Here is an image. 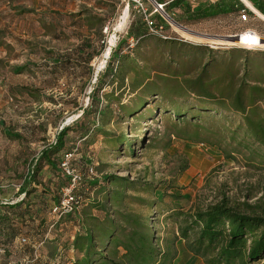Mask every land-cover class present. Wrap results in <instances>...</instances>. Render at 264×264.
<instances>
[{"label":"rangeland","instance_id":"374dc122","mask_svg":"<svg viewBox=\"0 0 264 264\" xmlns=\"http://www.w3.org/2000/svg\"><path fill=\"white\" fill-rule=\"evenodd\" d=\"M16 1L19 0H0V100L1 115L22 139L0 141V201L20 199L14 195L31 170L32 160L64 127L68 128L65 147L58 154L73 151L71 164L83 178L77 193L78 210L57 221L49 212L51 196L61 197L55 187L58 183L64 185L65 180L42 166L36 176L37 191L46 189L50 196L38 200L36 222L18 228L26 243L47 237V241L56 238L70 244L80 226L86 227L92 218L100 221L108 216L121 223L124 214H133L148 218L162 246L160 241L177 237L183 218L179 214H193L222 199L242 212L264 211V160L253 162L247 151L241 155L234 151L229 132L241 117L220 107L221 103L230 106L241 82L264 88V51L211 42L235 38L246 30L264 35V20L249 14L246 21L231 15L195 23L178 22L177 11L175 16L164 11L166 16L147 0L153 17L161 18L166 26L160 34L166 39L146 37L136 45L127 36L141 19L129 13L123 23L122 0H23L31 3L32 15L39 16V27L26 30L29 34L20 32V24L29 23V16L19 9L12 13ZM90 10L106 18L100 31L105 37L103 43L98 27L92 25L93 19L87 20L93 15ZM105 27L111 31L107 36L102 33ZM20 36L25 38L22 41H28L24 56L32 55L40 64L43 58L61 54L68 60L63 65L64 72H49L47 76V72L12 73L10 64L18 63L9 64L6 58L10 61L20 54ZM111 37L114 44L105 58ZM114 51L127 58L114 60L113 68L121 65V71L111 78L104 77L98 89L96 80ZM88 56L91 59L87 63ZM103 58L104 65L99 67ZM244 72L254 73L245 77ZM259 97L264 116V93ZM200 105L212 106L216 111H199L200 116L188 122H176L171 112ZM213 116L216 119H211ZM127 146L133 148L132 153ZM91 164L94 175L88 176L86 169ZM104 177H122L136 183V187L125 183L121 188ZM92 181L99 183L92 187L88 185ZM142 184L149 185L151 193L136 189ZM118 196H123V201ZM4 247L0 264H18L29 255L24 246ZM175 248L173 264H204L185 250L181 240ZM37 249L43 258L47 254L46 242ZM74 256L70 251H60L57 260L50 263L68 264Z\"/></svg>","mask_w":264,"mask_h":264},{"label":"trees","instance_id":"16d2710c","mask_svg":"<svg viewBox=\"0 0 264 264\" xmlns=\"http://www.w3.org/2000/svg\"><path fill=\"white\" fill-rule=\"evenodd\" d=\"M154 1L163 5V10L169 16H175L174 9L181 10V13L175 19L178 22L195 23L199 20H206L216 14L207 2H199L194 5L190 0ZM247 1L264 16V0ZM243 8L236 7L233 9L228 7L226 12L238 13V10ZM139 17L141 19L139 25H136L128 32L127 36L131 37L130 39L134 41V44L137 45L141 38L146 37L166 39L149 32L146 24L142 21V17ZM90 19H93L92 25L98 27V35L103 43V38L105 37L100 34V31L106 18L89 15L87 20ZM152 19L156 21L158 26L163 29L166 28V26H163L161 18L157 20L158 16H154ZM118 54V51L111 53L109 63L96 80V88L99 89L101 87L100 81L104 77L111 78L116 72L121 71V65L113 68L114 60H124L127 56H118ZM90 59L91 56H88L86 62L88 63ZM67 61L64 60L63 65ZM61 64L62 62H59L56 65L61 66ZM20 69L12 67L11 72L19 74L21 73L19 72ZM48 73H45V76ZM252 73L254 72H244V76L251 77ZM261 93H264V88H260L257 84L249 86L245 82H241L237 86L230 106L224 103L220 104V107L241 117V121L230 129L228 140L235 146L234 151L237 154L241 155L243 151H247L251 156L249 158L250 161L253 162L255 160L263 162L264 160V116L261 115L259 106L261 98H258ZM247 94L249 95L247 96ZM213 109L209 105H200L193 106L187 110L175 108L171 112L176 122L181 120L188 122L194 121L195 117H199V111L204 114L205 112L216 111V109ZM185 113H189V116L184 117ZM207 117L209 116L204 118ZM211 119L216 118L213 116ZM67 131L68 128L66 127L59 130L54 137V141L41 150L39 155L32 160L31 170L27 171L14 195V198L21 196L20 199L15 203H12V200L0 201V253H2L0 254V262L5 253L4 246L13 244L18 247L24 246L25 249L29 250V255L22 258L18 264H40L42 261L45 264H51L50 261L55 262L57 260L60 251H70L75 254L74 258L67 261L68 264H173L177 256L175 244L180 240L184 243L185 250L194 257L201 259L204 264H257L260 261H264V211L261 214L242 212L238 206L229 204L225 199L203 209H198L193 214H179L183 218H181L182 220L177 227V237L165 243L163 240L160 241L163 243L162 246L157 243L158 241L147 222L148 218L142 219L133 214H124L121 223L112 220L108 216L100 221L97 218H92L86 227L80 226L79 231L71 239L70 244L66 242L60 243L59 239L56 238L47 241V237L34 243H26V239L20 236L19 229L23 225L29 224V226H32L36 222L39 214L38 200L45 196H50V192L46 189H42L43 194L37 191L36 176L42 166H46L49 172H54L56 176H60L65 180L64 185L56 184L55 188L60 190L61 197L57 199L55 196H51L50 215L56 217L57 221H59L62 217L76 212L80 206V199L77 193L83 184L82 176L80 184L75 191L76 199L72 203L71 209L60 214L52 212L54 208L60 205L62 191L69 184L68 178L60 169V162L66 154H72L70 167L75 169L71 164L74 155L73 151H65L60 156L58 154L65 147L64 137ZM12 138L14 140L22 139L18 134H12ZM127 148L132 153L133 148L131 146H127ZM87 170L88 166L86 169L88 174ZM103 179L114 181L121 188L127 185L124 186L125 183L135 185L133 186L134 188L136 187V183L128 182L122 177H104ZM97 183L99 181H92L88 182V185L94 187ZM136 189H141L142 193H151L152 191L147 184L139 185ZM118 199L123 201V196ZM140 201L144 202L143 200ZM96 209H99V206ZM149 214L150 212H148V217ZM45 242L47 254L41 258L37 247Z\"/></svg>","mask_w":264,"mask_h":264},{"label":"crops","instance_id":"0c3cea01","mask_svg":"<svg viewBox=\"0 0 264 264\" xmlns=\"http://www.w3.org/2000/svg\"><path fill=\"white\" fill-rule=\"evenodd\" d=\"M22 1L23 0H19V1H16L14 4H12V6L15 7V8H13L12 13H14V11H17V9H19V11L22 14L25 13V15L29 16V19H30L29 23L24 24V25L20 24L21 25L20 32L22 34H29L27 31L30 30L32 27H39L38 21H36V20H39V16L38 15H32L33 10L31 9V3L30 2L25 3ZM195 1H196V3L194 5H197L199 2H207L211 6L212 10L216 12V14L214 16L209 17L207 19L217 18L219 16H221V17L229 16L230 17L231 15H238L237 12H235V13L234 12H226V10L228 9V7L234 9L236 7L242 8V7L246 6L245 3L241 0H195ZM20 2H22L21 7L16 8V6H18V4ZM190 2H191V0H190ZM8 5H9V3H6L5 6H8ZM23 7H27V8H23ZM93 9H96V8H93ZM34 11H36V10H34ZM98 11H99V9H98ZM175 11H177L178 13H181V10H179V9H174V12ZM90 12H91V10H90ZM91 13L94 16L99 17V14H96L93 11ZM203 20H199L198 22L203 21ZM19 38H20V40L18 41L17 45L19 46V49L21 51L20 54H17L16 58L12 59L10 61H8V59L6 58L7 63L9 62V64L13 63V62L18 63V64H10V65H12L11 68L12 67L21 68L19 72H64V70H63V62H64L63 55L56 54V55H52L51 57L49 56L48 58H43L42 60H40L41 63L39 64L36 62V61H38V58H36L32 55L24 56V52L26 51L25 50L26 44H28V41L27 40L22 41V40H25L24 37L20 36ZM1 59L2 58H0V62H1ZM59 62H62L61 66L56 65ZM7 68H8V66H7ZM0 104H1L0 105V141L8 143L7 141L11 142L12 140H14L12 138V134H14L16 132L12 131V129L9 128L8 123H6L4 114L1 115V113L3 112L1 100H0ZM2 154H3V152H2Z\"/></svg>","mask_w":264,"mask_h":264},{"label":"built area","instance_id":"2783aa9c","mask_svg":"<svg viewBox=\"0 0 264 264\" xmlns=\"http://www.w3.org/2000/svg\"><path fill=\"white\" fill-rule=\"evenodd\" d=\"M145 1H147V0H122L123 4H125L124 11H126V18L128 19L129 13L137 14V15L141 16L142 21L146 24L149 32H151L152 34L160 36L161 30L163 28L161 26H158L156 24V21L152 19L154 12H150L146 4L149 1L150 3L153 4L155 9L164 12L163 5L158 4L159 6L157 7L155 4L156 2L154 0H148L147 2H145ZM254 10L251 8H248L247 6H245L243 9H239L238 10V19L240 21H246L248 16H249V13L260 18V16H258V13H257L258 11L256 9H254ZM102 33L107 36L108 34L111 33L110 28H108V27L103 28ZM243 33H249V35L254 34L258 38V43H259V41L264 43V35L258 34L254 30H246ZM243 33H241V34H243ZM161 37L165 39V37H163V36H161ZM132 42H134V41L131 39V43ZM258 43H256V44L247 43V45L242 44L241 46L235 45V47H238V48H241L244 50L254 49V50H263L264 51V48L261 45H259ZM61 129H59V130H61ZM200 145L202 146L204 144H200ZM71 157H72V154H66L64 156V158L62 159V161L60 162V169L63 172V174L68 178L69 184L62 191V200L60 202V205L58 207L54 208L52 211L55 214L56 213L60 214L62 212L69 211L71 209L72 203L76 199L74 194H75L77 187L80 184L81 175L75 169L70 167ZM87 171H88V175H90V176L94 175V166L89 165ZM16 201H18V200H16ZM16 201H14L12 203H15ZM22 242H24V240H22Z\"/></svg>","mask_w":264,"mask_h":264},{"label":"bare ground","instance_id":"6f19581e","mask_svg":"<svg viewBox=\"0 0 264 264\" xmlns=\"http://www.w3.org/2000/svg\"><path fill=\"white\" fill-rule=\"evenodd\" d=\"M245 3V5L248 7V8H251L254 10L253 6L247 1V0H241ZM159 9V8H158ZM255 11V10H254ZM256 13V12H255ZM258 13V16H260V18L262 20H264V16L261 15L259 12ZM256 13V14H257ZM126 20V11H124L123 13V16H122V22L124 23ZM122 22L118 25L119 29L120 27L122 26ZM182 32L186 33V34H190V30H187V29H183V28H179ZM191 35V34H190ZM199 39V38H198ZM211 42H215V43H225V44H228V45H238V46H241L242 44H246L247 43H250V44H256L258 43V38L256 37V35L254 34H250L249 33H243L241 35H238L236 36V38H232V39H223V40H213ZM114 44V40H113V37H111V39L109 40V46L107 47L106 51H105V58L109 55V52H110V46H112ZM259 45H261L263 48H264V43H262L261 41H259L258 43ZM104 65V58L102 59V61L100 62L99 64V67H102Z\"/></svg>","mask_w":264,"mask_h":264},{"label":"water","instance_id":"95a60500","mask_svg":"<svg viewBox=\"0 0 264 264\" xmlns=\"http://www.w3.org/2000/svg\"><path fill=\"white\" fill-rule=\"evenodd\" d=\"M156 4V6L158 7L159 5L157 4V3H155ZM161 13L162 14H164V15H166L165 14V12H163V11H161ZM167 16V15H166ZM168 18V17H167ZM170 22H173V23H175L174 21H170ZM174 25H177L176 23L174 24ZM190 34H192L193 36H195V37H197V38H200V39H202V38H204L201 34H197V33H194V32H190ZM225 39H232V37H226Z\"/></svg>","mask_w":264,"mask_h":264}]
</instances>
